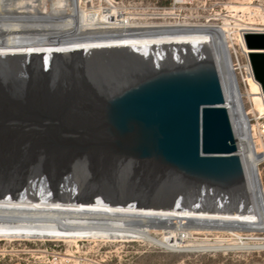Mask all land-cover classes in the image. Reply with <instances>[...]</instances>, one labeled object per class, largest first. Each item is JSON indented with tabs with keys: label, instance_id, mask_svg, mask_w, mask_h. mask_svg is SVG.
Listing matches in <instances>:
<instances>
[{
	"label": "rangeland",
	"instance_id": "obj_1",
	"mask_svg": "<svg viewBox=\"0 0 264 264\" xmlns=\"http://www.w3.org/2000/svg\"><path fill=\"white\" fill-rule=\"evenodd\" d=\"M83 1L90 11L104 8L123 14L133 24L129 27L131 32L143 29L194 32L195 47L164 46L140 53L98 51L59 58L0 59V89L17 84L69 91L100 89L121 84L130 76L149 70L213 62L222 75L226 101L232 103L235 100L227 74L221 66L219 69L220 30L212 24L230 19L228 10H239L250 0ZM258 1L261 0L250 3L258 7ZM248 10L250 21H261L260 11ZM254 92L255 87L250 83L249 96ZM230 108L236 134L242 132L244 135L239 107ZM245 109H249L246 104ZM250 162L254 176L247 181L249 188L251 180L255 185L257 170V161L252 159ZM260 182L264 195V174L260 176ZM0 196L75 197L243 210V219L220 222L234 227H211L208 225L212 223L204 222L190 224L186 229L189 242L206 241L208 246L179 249L150 243L112 227L56 228L32 223L11 224L9 227L19 228L0 231V264H51L48 261L50 254L59 256L60 262L56 264H264V214L263 220L259 221L251 210L250 197L243 186L223 190L188 184L149 170L73 165L44 168L20 159L0 165ZM134 224L156 238L164 235L160 222L136 221ZM33 232L45 235H29Z\"/></svg>",
	"mask_w": 264,
	"mask_h": 264
},
{
	"label": "water",
	"instance_id": "obj_2",
	"mask_svg": "<svg viewBox=\"0 0 264 264\" xmlns=\"http://www.w3.org/2000/svg\"><path fill=\"white\" fill-rule=\"evenodd\" d=\"M244 39L248 49L264 50V33L245 32ZM249 59L264 96V51L249 52ZM20 159L245 187L225 84L213 62L149 70L100 89H0V165ZM257 196L263 202L260 183Z\"/></svg>",
	"mask_w": 264,
	"mask_h": 264
},
{
	"label": "bare ground",
	"instance_id": "obj_3",
	"mask_svg": "<svg viewBox=\"0 0 264 264\" xmlns=\"http://www.w3.org/2000/svg\"><path fill=\"white\" fill-rule=\"evenodd\" d=\"M250 2L244 3L239 10L251 9L259 12V8L253 7ZM261 17L263 18V15ZM126 18L115 10L103 8L101 11H90L85 7L83 0H0V59L59 58L98 51L140 53L164 46L195 47L194 32L178 29H143L131 32L129 27L133 24ZM212 25L220 29L217 24ZM222 29L228 30L227 18L222 22ZM230 83L236 98L232 103L228 102L229 111L232 110L230 106L239 107L245 128L246 117L241 106V94L235 85ZM250 83L246 96L259 110L261 105L255 95L257 91L254 83L252 84L255 92L249 96ZM230 115L234 127L233 114L230 112ZM236 135L242 147L244 184L250 197L251 210L259 221H262L263 202L257 196V184L261 185L258 158L251 152L249 144H246L243 133ZM252 159L257 161V170L255 185L251 180L249 188L247 181L254 176L251 175ZM69 198L0 196V231L18 229V226L9 227L11 224L18 225L17 223L56 228L112 227L150 243L179 249L208 246L206 241L189 242L186 229L190 224L243 219V210ZM136 221L160 222L164 235L156 238L146 234L135 226ZM29 235L45 234L33 232Z\"/></svg>",
	"mask_w": 264,
	"mask_h": 264
},
{
	"label": "built area",
	"instance_id": "obj_4",
	"mask_svg": "<svg viewBox=\"0 0 264 264\" xmlns=\"http://www.w3.org/2000/svg\"><path fill=\"white\" fill-rule=\"evenodd\" d=\"M258 3L260 15H263L261 21L256 23L250 21L248 19L250 10L248 9L228 10L229 14L227 16L230 18L228 19V30L222 29V23L217 25L220 27L219 38H221L219 41L221 48L218 49L219 56L221 57L220 61H218L221 63V65L219 64V69L221 67L223 68L227 74V81L232 82L241 94V106L246 117V125L244 128L246 144H249L251 152L258 158V168L262 176L264 174V96L260 83L254 77L249 52L264 50L248 49L244 39L245 32L264 33V0L258 1ZM244 17H247V20ZM219 75L222 77L220 73ZM250 82L256 86L257 92L255 95H257L261 105V109L259 110L255 108L254 104L246 96ZM245 104L249 106V109H245ZM226 106L229 110L227 101ZM237 145L238 151L242 155V147L238 138ZM48 261L51 264H56L60 262L59 256L57 254H50Z\"/></svg>",
	"mask_w": 264,
	"mask_h": 264
}]
</instances>
